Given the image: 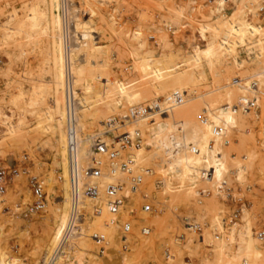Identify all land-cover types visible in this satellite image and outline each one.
Returning <instances> with one entry per match:
<instances>
[{
	"label": "rangeland",
	"instance_id": "374dc122",
	"mask_svg": "<svg viewBox=\"0 0 264 264\" xmlns=\"http://www.w3.org/2000/svg\"><path fill=\"white\" fill-rule=\"evenodd\" d=\"M177 1L178 0L96 1V4L99 6L97 15L99 27L98 30H96V32L99 33V40H95L102 48V58L100 57V59L108 61L110 65L109 72L111 78L105 83L106 88L104 92L99 96H94L92 102L96 100L102 102L101 106L106 107L107 110L112 109L111 107H115V110H111L110 114L123 112L127 107V101L123 99V96H126L124 92L125 87L126 89L131 86L136 87L135 85L142 83L140 80H144L143 75L141 76L142 62L138 54L142 56L141 60L143 61V59L149 57L146 53L152 51L153 53L150 57H152V65L154 67L162 64L160 61L168 60V57L161 55V51L163 50L162 35L167 34L173 43L184 48H191L193 44H197L193 39L194 34L200 43L203 42L200 40V36L197 32L199 31L198 25L189 23L188 19L184 18L180 24L176 23L172 26L166 25L165 18L171 15L169 14L170 10ZM192 1L197 7H205L207 2L215 0ZM226 3L227 10L230 9V12L233 11L235 14H238V17L234 19V24H237L240 18L251 23L256 21L255 23H257L263 31L259 40L252 39L251 41L249 40L239 44V47L237 46V56L240 60L247 65L249 63H255L256 66L260 65L264 62V57L262 56L264 54V0H246L242 10H239L238 4L233 0H226ZM160 4H162V6ZM11 7H13V4L6 7L0 4V22H2L3 19H7L13 12L14 7ZM113 16L117 18L116 24L111 21ZM77 18L78 17L74 18V20ZM83 18L85 17L81 19ZM137 31L140 34L139 37H141L136 39L134 38V34ZM104 32H106L108 37L103 34ZM220 35H222V33H220ZM231 37L233 36L223 35L220 37V40L223 42V48L226 50L225 54L228 52V45ZM14 40L15 37L12 36V39L7 43L8 47L5 45L6 43H3L0 47V109L9 115H12L13 109L11 101L17 95L19 89H24V91L29 93L28 91L33 89L34 84L32 83H38L39 79L46 80L47 82L48 79L47 74L45 75L46 77H42L43 66H41L44 65L47 56L44 50L46 47L45 38H41L37 47L34 50H29L21 60L8 56L9 48L12 46L11 43H13ZM142 41H144L143 47L141 46ZM74 45L75 44L72 46ZM260 48L261 51H259ZM103 49L106 53H103ZM138 49H140V52H138ZM164 51H168V49L164 48ZM176 59L181 60V57L178 55ZM226 59L234 70L241 71L239 70L238 64L230 58V55H228ZM167 63L164 62V64ZM172 64H174V62H172ZM6 66L12 68L10 75H5L3 72L4 67L5 69L7 68ZM179 67L181 68L183 65L180 63ZM29 71L31 72L30 77H25V73L23 72L27 73ZM131 75L136 76V78H138L137 75H140V80L137 79L139 82L137 83V81H135L136 78L134 80ZM37 76L41 78H37ZM229 77H231V79ZM229 77L216 69L209 70L207 73L209 88L205 84H200L196 77L195 80L193 79V84L188 88L183 100L208 92L210 88H222L225 83L235 81L238 75L236 76L234 73V75ZM30 79L32 81L31 83L29 81ZM125 79L127 80L126 82ZM129 80L134 83H127ZM91 85L98 89L100 84L97 81H91ZM142 85L143 84L137 86V89L144 87V85ZM258 87L261 89V93L257 97L258 108L249 111L250 115L248 116V127H250L251 130L246 133L244 128L241 129L239 126L230 125L231 127L228 129L231 139L230 144L226 145L220 140L216 152L212 149H197L198 151L192 152L201 159V162L196 166H193L194 162L191 163L189 161L176 163V160L169 159L162 150L148 146V140L144 135L142 136V144L147 147V161L142 162L141 165L151 167L152 170L151 175L146 176L142 187L154 196L153 210L157 212L147 216L151 219L153 215L155 216L157 214L162 218L163 223L158 227V230L160 229V232L158 231L160 234L157 233L158 235L156 237L154 233L157 228L148 222L150 219L148 220L145 213L141 212L143 217L141 218L142 222L144 221L141 225V229L142 226H149L152 229L150 233L144 234L141 231L143 239L139 240L137 243H133L132 236L135 235V232L133 231L134 223L132 222L133 228L129 249L122 250L119 248L115 253H112L111 251L103 252L105 250V248H103V251L100 250L101 252L95 255L96 260L101 261L106 259L110 264H118L122 257L126 256L127 263L125 264H207L208 261L210 264H223L228 261L229 258L232 260L237 254V244H235L234 239L240 232H244L246 236L249 235L253 237L260 244L261 247L259 246V251H261V254L258 257L253 256V259L257 258L258 262L264 264V236L260 237L256 234L257 230H264V85H259ZM246 91L247 90L242 91V94L239 95V99L242 100L246 97ZM38 94H40V96H38L40 99H44L41 108L51 106L50 103L52 102L49 95L42 96L41 92H38ZM157 95V91L155 92L154 89L149 90L148 93H144L146 98L143 99L142 103L153 101L157 98ZM121 98L122 102L119 106L116 101ZM81 102L83 106V111L81 110L83 118L80 119V136L82 146H85L88 152L91 149L88 137L94 131H101L103 126L101 123L95 122L90 116V111H92L94 107L91 109H88V107L90 106L89 103L92 102L88 101V103L83 100ZM44 103L47 106H44ZM223 104H226V102ZM93 105L94 104H92L91 107ZM204 106L207 107V104ZM193 109L197 110V123L199 125H204L199 119V114L203 108L194 105ZM228 109L230 110L231 108ZM212 111L215 117L216 113L214 110ZM255 111L261 116L259 119H255ZM213 113L211 112L212 115L210 114V116H213ZM19 116L20 113L17 111L14 116L16 123L21 122ZM44 116L45 118H43ZM47 116L48 112L46 109L37 115L26 113L24 125L29 130L30 140V143L28 142L26 144L30 145L25 144V146L23 145L20 149H9L8 147H4L0 153V167L5 170V177H2L4 188L0 190V251H5L9 254V264H44L45 260L44 256L37 254L40 250L39 246L41 245L39 243H41V239L44 237L43 229L33 227L31 228V232L26 233L25 220H22L24 219L22 215L15 211L16 205L28 199L24 210V217L26 219L29 218L30 221H42L46 216L51 215V207L48 202L49 193L52 194L54 199L59 201L62 200V181L58 177L59 172H53L54 164L52 158L53 149L51 147V135L46 133L45 130H41L42 127L38 125L41 119H45L46 122L44 123H47ZM214 117L211 118L213 119ZM83 123L86 124V130L85 133L82 134L81 127ZM143 123L147 125L148 122ZM4 126L5 125L0 122V136H5V130L9 131V129ZM135 126L138 128L143 127L140 122H133V124L130 123L125 125V128L132 129ZM21 127H23V125H21ZM139 130L140 132L142 131L141 129ZM173 134L178 137V140L185 146V154L189 152L191 147H197L195 144L201 145L203 143V141H198V143H196L192 138H185L186 131L181 132L174 130ZM42 141H46V143ZM49 142L50 144H48ZM40 145L41 147H39ZM86 151L85 154L87 153ZM35 158L40 161L42 160L41 162L45 166L41 172L36 168ZM170 160L174 161L176 165L170 167ZM215 160H218L217 163L226 162L229 168L223 178H225L227 186H230L232 192L236 196H242V200L245 201L241 204V209L238 213V223L236 225L231 224L229 227L225 226V220L228 214L238 205L237 202L232 200L225 201L224 198L220 197L216 188L219 180H216V177L215 180L207 182L203 181L200 176V172L202 171L201 168L204 165L216 163ZM241 166L245 171L241 178H239L237 171ZM18 172H20V174H18ZM189 175H192L196 182L193 183ZM33 177L41 182L44 192L43 201L45 208L38 209L39 211L36 210L37 212L29 211L28 209L30 204L36 199L32 191L28 196L29 190H31V179ZM159 181H161V184L159 183L160 185L158 184ZM192 187L194 188L192 189ZM199 188H208L211 192L199 197L197 195ZM186 216L202 223V237H197V234H193V232L186 229ZM216 230L221 232L220 237L215 236ZM181 232L186 233V237L183 240L179 239L178 236ZM232 234L234 235V241L231 242ZM229 253L231 254L229 255ZM244 257H246L245 250L242 251L240 260L237 262L243 264L242 259ZM206 259L207 261H205ZM91 264L96 263L92 262ZM249 264H251L250 259Z\"/></svg>",
	"mask_w": 264,
	"mask_h": 264
},
{
	"label": "bare ground",
	"instance_id": "6f19581e",
	"mask_svg": "<svg viewBox=\"0 0 264 264\" xmlns=\"http://www.w3.org/2000/svg\"><path fill=\"white\" fill-rule=\"evenodd\" d=\"M96 1L102 2L103 0H84L89 14L83 19L78 17L74 20L76 21L75 27L77 30L81 31L82 38L74 43V46H71L69 51L70 61L66 63L62 23L59 12V0H0V4L3 7L10 6L12 4L14 7L13 12L8 16V18L3 19L2 22H0V47L3 43H6L5 45L8 47V41L12 39V36L15 37V40L11 43V49L9 48L8 56L21 60L24 55L29 52V50H34L37 47L41 38H45L46 40V47L44 45V50L46 51L47 56L44 61V65L41 66H43L42 77H46V74L48 76L47 82L46 80L39 79L38 83H32L34 84L33 89H30V91H28L29 93L24 91V89H19L17 95L11 101L13 108L12 115L3 112L0 109V122L9 129V131H4L5 136H0V153L4 147H8L9 149H20V147L23 145L25 146L26 143H30L28 133L29 130L24 125L26 113L37 115L45 109L48 112V122L44 123L46 122L45 119H41L43 121L39 120L40 123L38 125L42 127L41 130H45L46 133L51 135V147L53 149L52 158L54 164L53 172L58 171V177L62 181V200L59 201L54 199L52 194L49 193L48 202L51 207V215L46 216L45 218L43 217L44 220L42 221H30L29 218L28 220L24 217V210L28 199H25L22 203L16 205L15 207V211L22 215L24 218L22 220H25L26 233L31 232V228L33 227L43 229L44 237L41 239V243H39L41 245L39 246L40 250L37 254L44 256V264L49 259H51V264H91L92 262L96 264H110L106 259L101 261L95 259V255L101 251L99 245L95 243L91 236L93 231H102L107 234L106 241L104 243L105 250H102L103 252L111 251L112 253H115L120 248L116 226L109 223L112 214H110L104 206H101L98 213L92 214L90 208L93 199L88 196H84L83 198L85 211L81 220L78 222L77 228L68 238L64 241L61 240L70 204L66 168L64 123L65 108L63 94L66 71L68 70L72 74L75 94L81 99V101L83 100L86 102H92V100H94V96L101 95L106 88L105 83L111 78L109 72L110 65L108 61L100 59L102 56V48L99 44H97L93 34V32H96L99 27V23H97L99 6L96 4ZM233 1L238 4L239 10H242L245 6L246 0ZM226 4V0H215L207 2L205 7H197L193 4L192 0H178L175 2L171 10L168 9L170 10V13H168L171 15L165 18L166 25L172 26L176 23L180 24L184 18L188 19L189 23L198 25L200 32H197L200 36V40L203 42L200 43L194 34L193 39L197 44H193L191 48H184L173 43L167 34L162 35L163 50L161 51V55L168 57V60L160 61L162 64L154 67L152 65V57H150L153 53L152 51H148L146 53L149 57L145 59L142 58L143 61L141 60L142 56L138 54L140 61L142 62L141 76L143 75L144 80H140V75H137L138 78L131 75L134 80L136 78L135 81H137V83L139 82L137 79L142 81V83H138L139 85H135L136 87L131 86L127 89L125 87L124 89L126 96H123V99H126L127 101L126 106L130 104H142L143 99L146 98L144 93H148L151 89H154L155 92L157 91L158 94L157 98L153 101H159L160 104H165L167 102V98L169 96H173V93L176 92L182 94L185 90L187 93L188 88H190L193 84V79L195 80L196 77L200 84H205L208 87L209 83L207 82V73L209 70L216 69L228 77L234 75V73L236 76L238 75V78H236L235 81L225 83L222 88H210L208 92L195 95L194 97L192 96V98L176 103L167 114H155L152 120L145 118L135 121L136 123L140 122V124L143 125V127L139 129L142 130V136L144 135L148 140V146L162 150L169 159L176 160V163L189 161L191 163L194 162L193 166H196L199 162H201V159L195 156L191 150L185 154V146L178 140V137L173 134L174 130L181 132L186 131L184 137L192 138L196 143H198V141H203L201 145L195 144L197 149H212L216 152L218 148L220 139L213 137L209 123H204V125H199L197 123V110L193 109L194 105L202 107L203 109L207 108L214 110L216 113L215 117L213 112V116L210 117H214L213 119L215 122L223 121L231 126H239L241 129L244 128L246 133L251 130V128L248 127V116L250 115V112H242L238 110L234 111L232 109L229 110L228 108H230L229 106L233 103L241 100L239 99V95L242 94V91L247 90V87L250 86L251 82H256L258 86L264 85V62L258 66H256L255 63H249L247 65L237 56V48L239 47V44L245 43L249 40L251 41L252 39L259 40L263 31L257 23H255L256 21L251 23L243 18H240L238 23L234 24V19L238 17V14H235L233 11L230 12V9L227 10ZM160 5L162 6V4ZM111 21L116 24L117 18L113 16ZM220 33H222V35H220ZM103 34L107 36L106 32ZM139 35L138 31L135 32L134 38H140L141 36L139 37ZM223 35L233 36L230 38L227 54H225L226 50L223 48L224 46L222 40H220V37ZM141 46H144V41H142ZM164 48H167L168 51H164ZM259 51H261V48ZM138 52H140V49H138ZM103 53H106L105 50ZM178 55L181 57V60L176 59ZM228 55H230V58L238 64L239 70H241L240 72L234 70L233 67L228 64L226 59ZM262 56L264 57V54ZM164 62L168 63L164 64ZM172 62H174V64H172ZM180 63L183 65L181 68L179 67ZM3 72L5 75H10L12 68L8 66L5 69L4 67ZM23 73H25V77H30L31 75L30 71ZM37 78L41 77L37 76ZM229 78L231 79V77ZM126 79L125 82L127 81ZM29 81L30 83L32 82L31 79ZM91 81L99 82V88L97 89V87L91 85ZM127 83L133 84L134 82L129 80ZM141 84H143L144 87L137 89V86H140ZM38 92H41L42 96H50L52 102L50 103L51 106L41 108L42 101L44 99L42 100L38 97L40 96ZM116 102L120 106L122 98L117 99ZM224 102H226V104H223ZM89 104L90 106L88 109L94 107V109L90 111L91 118L95 122L101 123L102 126L111 115V110H115V107H111L112 109L107 110L106 107L101 106L102 102H98V100ZM92 104L94 105L91 107ZM205 104H207V107L204 106ZM43 105L47 106L45 103ZM256 106L258 108V99ZM16 110L20 113V123H16V119L14 120L15 113L17 112ZM81 110L82 108L79 110V126L80 119L83 118V114L81 113L83 110ZM260 117L261 116L258 112L255 111V119H259ZM43 118H45V116ZM141 122L148 123L147 125H144V123L142 124ZM130 123L133 124V122H129L126 123V125ZM21 125H23V127H21ZM85 130L86 124L83 123L81 127L82 134L85 133ZM228 136L229 141L226 145H229L231 141L229 133ZM42 142L46 143V141ZM48 144H50V142ZM39 147H41V145ZM82 147L81 143V156L83 161H85V151L88 149L84 146L82 150ZM128 152L134 158L135 163L139 165H141L142 162L147 161V147L143 144H141L139 148L129 150ZM171 160L169 165L170 167H173L176 164ZM34 161L36 163V168L41 172L43 167H45L41 162L42 160L40 161L35 158ZM215 162L216 163L214 164L211 163L210 165L208 164L203 166L205 168L213 167L212 177H203L202 171L200 172V176L203 181L211 182L215 180V177L216 180L220 181V179L228 172L229 167L226 162L217 163L218 160H215ZM244 171L245 169L242 166L238 168L237 174L239 178H241ZM151 173L148 175H151ZM18 174H20V172H18ZM146 176L144 177V181ZM189 177L193 183L196 182L192 175H189ZM96 181L99 185V192L102 193L104 180L97 179ZM193 188L194 187H192V189ZM30 194L31 190H29L28 196ZM135 198V196L129 197L125 201V208L121 209L116 215L121 218L126 216L127 210L134 203ZM143 213L147 216L157 212L155 210H151ZM147 217L149 220V216ZM141 218H143L142 213L139 211L138 214L133 216L131 220V222L134 223L133 231L135 232V235L132 236L133 243H137L139 240L143 239L141 235V225L144 221L142 222ZM148 222L157 228L154 233L157 237V233L160 232L158 227H160L163 223L162 218L156 214L155 216L153 215V218H151ZM237 223L238 221L232 225H236ZM151 230L152 229L149 227L147 234H149ZM258 236L263 237L264 234ZM185 237L186 233L183 238L179 237V239L183 240ZM233 239L234 235L232 234L230 241L232 242L235 240V244H237V254H234L235 256L232 260L229 258V260L223 264H239L237 261L240 260L241 253L244 250L246 251V257L242 259L243 264H249V259L251 264H262L257 261V258L253 259V256L258 257L261 254V251H259L261 246L257 240L249 235L246 236L244 232H240L235 239ZM230 254L231 253H229V255ZM205 261H207V259ZM125 263H127L126 256L122 257L120 262H118V264ZM0 264H9V254L5 251H0ZM207 264H210V262L208 261Z\"/></svg>",
	"mask_w": 264,
	"mask_h": 264
},
{
	"label": "built area",
	"instance_id": "2783aa9c",
	"mask_svg": "<svg viewBox=\"0 0 264 264\" xmlns=\"http://www.w3.org/2000/svg\"><path fill=\"white\" fill-rule=\"evenodd\" d=\"M59 12L62 23V35L64 40L66 63L70 61L69 51L71 46L82 38L81 31L75 27L74 18L86 17L89 14L84 0H59ZM94 38L99 40V33L93 32ZM260 88L256 82H251L247 87L246 97L230 105L234 111L249 112L257 108V97ZM264 91V90H263ZM64 108H65V148H66V168L69 193V211L66 224L63 228L62 241L68 238L77 228L85 208L83 205L84 196L93 199L90 211L96 214L104 206L112 214L109 223L114 224L118 231L119 244L122 250L130 247V237L133 216L138 212H149L153 210L154 196L147 192L142 183L144 177L151 173L150 167L135 163L129 150L139 148L143 142L142 134L138 127L132 129L125 128L126 123L135 122L140 119L152 120L155 114H167L172 107L185 98L186 90L173 93L167 98L165 104L159 101H148L140 105L130 104L123 112L111 114L103 124V129L94 131L90 136L91 149L86 153L85 161L81 156V136L79 126V110L83 107L80 98L75 94L73 78L71 72L66 71L63 85ZM211 109L204 108L199 114V119L203 123H209L213 137L219 138L224 144L228 143V129L231 127L223 121L215 122L210 117ZM192 152L198 151L196 147H191ZM203 177H212L213 167L201 168ZM5 170L0 167V190L4 188L2 177H5ZM97 179L104 180L102 193L99 192ZM158 183H161L159 181ZM160 185V184H159ZM217 188V193L225 201L237 202V206L228 214L225 220L226 227L237 221V215L241 209V204L245 201L242 196H236L230 186H227L225 178H221ZM31 191L35 200L28 207L29 211H36L44 207V192L41 182L33 177L31 179ZM211 190L199 188V197L210 193ZM136 196L134 203L127 210L126 216L118 217L116 214L125 208V201ZM224 225V224H223ZM185 227L188 231L202 237V223L193 218L185 217ZM142 233L147 234L149 226H142ZM184 232L179 233V237H184ZM256 234L263 235L264 230H257ZM91 236L100 250L104 248L107 234L102 231H93ZM215 236H221L220 231H215ZM45 264H51L49 259Z\"/></svg>",
	"mask_w": 264,
	"mask_h": 264
}]
</instances>
